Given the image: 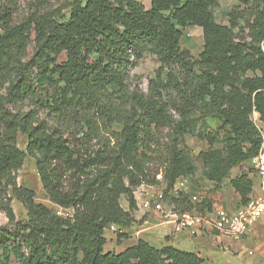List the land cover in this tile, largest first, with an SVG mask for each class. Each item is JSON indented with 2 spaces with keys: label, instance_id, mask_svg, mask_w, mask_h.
<instances>
[{
  "label": "trees",
  "instance_id": "1",
  "mask_svg": "<svg viewBox=\"0 0 264 264\" xmlns=\"http://www.w3.org/2000/svg\"><path fill=\"white\" fill-rule=\"evenodd\" d=\"M20 2L0 0V210L8 218L0 224V264H202L195 252L144 239L117 252L128 233H107L135 222L142 185H163L168 194L199 159L202 175L220 188L259 152L252 115L264 121V0H237L228 24L215 17L220 0H150L149 8L139 0L56 7L35 0L17 21ZM189 26L203 32L198 59L181 44ZM147 54L159 62L149 91L129 92V69ZM210 121L215 127L206 131ZM196 133L208 148L194 158L186 137ZM28 157L47 197L67 214L18 183ZM251 173L230 179L241 205L253 191ZM170 202L194 208L188 193Z\"/></svg>",
  "mask_w": 264,
  "mask_h": 264
},
{
  "label": "crops",
  "instance_id": "2",
  "mask_svg": "<svg viewBox=\"0 0 264 264\" xmlns=\"http://www.w3.org/2000/svg\"><path fill=\"white\" fill-rule=\"evenodd\" d=\"M241 169V165L234 167L230 177L225 179L220 188H214L215 183L206 180L202 175L204 181L199 182L197 192H193L201 195V202L193 203L192 211L206 213L220 207L230 210L240 207V196L231 185L230 179L240 174L243 171ZM251 177L254 179L256 188L258 178L252 173ZM142 189L141 186L135 193L138 203V207L134 211L135 222L129 227H120L122 232L128 233V237L123 239L121 244L115 246L117 252L136 244L139 239H144L156 247L172 245L182 250L195 252L204 259L202 264H264V225L262 222H258L254 230L241 241L218 235L212 230H206L196 236H192L185 230L176 232L172 223L167 221L161 212L154 209L146 210L139 206L140 201L145 198L144 194L140 192ZM203 200H206L209 205H201ZM165 203L168 208L174 207L170 199ZM122 206L126 210L129 209L127 200ZM249 243L251 249L248 250V253L251 257L244 256ZM256 252L258 254L255 255Z\"/></svg>",
  "mask_w": 264,
  "mask_h": 264
},
{
  "label": "built area",
  "instance_id": "3",
  "mask_svg": "<svg viewBox=\"0 0 264 264\" xmlns=\"http://www.w3.org/2000/svg\"><path fill=\"white\" fill-rule=\"evenodd\" d=\"M252 120L261 132L262 145L259 152L248 163L253 169L252 174L258 178V183L256 188L253 187L247 204L235 210L220 207L206 213L181 211L175 207L168 208L165 206L167 196L177 197L183 192L189 194L192 203L201 202V195L190 190L189 178L181 177L168 194L165 193L164 187L142 185V194L145 198L140 201L139 206L146 210L154 209L161 212L163 217L172 223L176 232L185 230L192 236L212 230L218 235L241 241L254 230L258 222L264 225V121L256 111L252 115ZM110 230L119 231L120 227L113 224Z\"/></svg>",
  "mask_w": 264,
  "mask_h": 264
},
{
  "label": "rangeland",
  "instance_id": "4",
  "mask_svg": "<svg viewBox=\"0 0 264 264\" xmlns=\"http://www.w3.org/2000/svg\"><path fill=\"white\" fill-rule=\"evenodd\" d=\"M32 1L35 0H21L20 11L17 16V21L22 19V17L26 15V13L28 12V7ZM45 1L47 7H56L59 6L60 3H63L62 1L70 2L72 0H62L61 2H58L56 0H45ZM139 1H141L146 8H149L150 0H139ZM236 3L237 0H220L219 6L214 8V14L217 21L220 23L228 24L229 22L228 12L231 9V7ZM68 10L69 9H65L64 12L68 13L67 12ZM0 33H1V29H0ZM181 44L183 48L190 49L194 59H198L199 54L203 50V46H204L202 29L198 26H189L186 29H184ZM65 56L66 55L63 54L61 59H65ZM158 67H159L158 60L156 59L155 56L150 54H147L145 58L138 65L130 67L129 76L127 79L129 92L132 91L133 89L138 88L140 91L147 93L149 91V82L152 78L155 77ZM173 113L176 112L173 110ZM214 127H215L214 122L210 121V125L206 131H210L211 129H214ZM186 140H187L186 143L189 146L191 154L194 158L197 157L200 151L208 148V143L206 139L201 137L198 133L193 135H188L186 137ZM26 143H27L26 136L20 134L19 135L20 147L25 149ZM215 146L222 147L223 146L222 141H217ZM196 164H197L196 172L193 175L189 176V187L192 192H197L198 183L204 181L203 180L204 178L202 177V170L204 165L202 161L199 159H196ZM244 166L246 167L245 169H248V167H250L249 164H244L243 166H241L242 167L241 170H245L243 168ZM17 176H18L17 179L19 184L31 187L36 191V199L38 202L47 205L55 212H58L60 214H67L66 210L61 209L59 206L51 202V200L47 197L36 169L35 159H33L32 157H28L24 163V166L18 171ZM160 187H163V185H161ZM142 190L140 192H142ZM170 198H171L170 196H167L165 202H167V200H169ZM125 201L126 198L123 196L121 198V204L125 203ZM11 205L15 211L17 219L25 221L27 219V211L22 205V203H20L17 199L14 198ZM7 222H8V218L6 216V213L3 210H0V224L3 225L6 224ZM107 236L110 238V237H115L116 235L114 232H108ZM250 249H251V244L249 243L247 244V249H246L247 252L245 251L246 254L244 256L247 257L250 256L248 253V250ZM256 254L258 253L256 252L255 255Z\"/></svg>",
  "mask_w": 264,
  "mask_h": 264
}]
</instances>
